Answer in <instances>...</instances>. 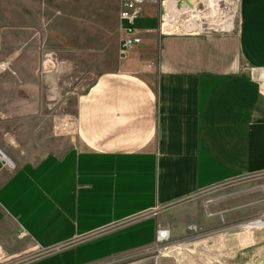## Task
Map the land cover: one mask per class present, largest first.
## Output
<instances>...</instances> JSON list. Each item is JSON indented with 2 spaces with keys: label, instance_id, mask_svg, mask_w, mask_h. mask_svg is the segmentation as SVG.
<instances>
[{
  "label": "crops",
  "instance_id": "0c3cea01",
  "mask_svg": "<svg viewBox=\"0 0 264 264\" xmlns=\"http://www.w3.org/2000/svg\"><path fill=\"white\" fill-rule=\"evenodd\" d=\"M112 4L121 41L122 0ZM97 13L92 0H0V56L3 40H98ZM162 13L145 5L142 43L78 98V147L0 164V264L125 258L154 247L159 230L178 238L207 225L208 192L264 172V88L253 76L264 71V0H241L227 35L176 33L167 12L174 24L162 33Z\"/></svg>",
  "mask_w": 264,
  "mask_h": 264
},
{
  "label": "rangeland",
  "instance_id": "374dc122",
  "mask_svg": "<svg viewBox=\"0 0 264 264\" xmlns=\"http://www.w3.org/2000/svg\"><path fill=\"white\" fill-rule=\"evenodd\" d=\"M92 1L98 10V40H18L17 45L15 40H3L0 148L14 161L37 163L49 154L78 147V98L100 74L116 69L123 59L121 41L115 36L112 0ZM172 1L167 0L166 12L181 22ZM206 7L197 1V12L205 23L213 18ZM222 9L218 4L217 13ZM168 15L167 23L174 24ZM233 22L232 28L236 18ZM221 31L210 30L214 35H227ZM202 203L199 211L209 217L207 225L195 221L196 230L103 264H264V228L240 227L258 222L264 214V172L227 182L208 192Z\"/></svg>",
  "mask_w": 264,
  "mask_h": 264
},
{
  "label": "built area",
  "instance_id": "2783aa9c",
  "mask_svg": "<svg viewBox=\"0 0 264 264\" xmlns=\"http://www.w3.org/2000/svg\"><path fill=\"white\" fill-rule=\"evenodd\" d=\"M175 1H176L177 5L182 3L183 4L182 6L188 7L185 0H175ZM229 1H230L231 5L233 6V9H234V20H235V18H237L238 8H239V4H240L241 0H229ZM166 2H167V0H165V1H163V0H122V8H121L120 18H121V21L125 23V26L122 29V31L125 35V38L123 40H121V46H120V55L122 58H125V56L129 52V50H131L135 46L140 45L142 43V40H140L136 36V32H137L136 22L143 15V10H144V7L146 4H148V3H161L162 6L164 7V14L162 13L161 19H160V23H161L160 24V30L162 33H165L163 31V24H164L165 19H166ZM218 4L220 6H222L223 8H225V6H226V5H224V2H219ZM210 30H211V28L205 29L203 31H197V32H186L185 30L181 29L179 32H176V33L194 34V35H203V34L214 35L212 32H210ZM215 31H216V33H219L218 31H221V30L215 29ZM234 31H235V27L230 32L221 31V33L230 34V33H233ZM170 34H175V33H170ZM259 72H261V71H258L256 73L254 72L253 76L256 77L259 80V82L261 83V85L263 86L264 82L261 79H259V77L257 76ZM0 164H1V168H5V167L13 168V166L7 164L6 162H4L1 159H0ZM259 221H264V214L260 217ZM190 230H196V227H193ZM169 240H170V233L168 231L159 230L157 232V243L167 242Z\"/></svg>",
  "mask_w": 264,
  "mask_h": 264
},
{
  "label": "bare ground",
  "instance_id": "6f19581e",
  "mask_svg": "<svg viewBox=\"0 0 264 264\" xmlns=\"http://www.w3.org/2000/svg\"><path fill=\"white\" fill-rule=\"evenodd\" d=\"M191 1L193 3L192 7L177 5L176 11L178 14L175 15L176 16L179 15V17L182 18L181 24L184 27V29L186 30L193 29L192 31L194 30L203 31L205 29L214 28V29H221L225 32H230L233 29L232 23L234 19V9L229 0H202V3H204L205 6L207 5L208 7L207 12L210 14L211 17H213L212 20L206 23L204 22L203 15L201 13H198L196 9L197 1L199 0H191ZM172 2L176 3L175 0ZM219 2H224V5L226 6L222 11H220L221 13L218 14L217 7ZM191 26H197L198 28H192ZM3 70H4L3 67L0 68V71ZM257 76L259 77V79H261L264 82V71L259 72ZM262 87L264 88V83ZM0 159L11 166L14 165V162H12L11 157L6 153V151H4L1 148H0ZM240 227L246 229L264 228V221H258L256 223L251 222ZM177 247H180V245L173 246L172 249H175Z\"/></svg>",
  "mask_w": 264,
  "mask_h": 264
},
{
  "label": "water",
  "instance_id": "95a60500",
  "mask_svg": "<svg viewBox=\"0 0 264 264\" xmlns=\"http://www.w3.org/2000/svg\"><path fill=\"white\" fill-rule=\"evenodd\" d=\"M186 4L189 6V7H192L193 3L191 0H185ZM183 4L180 3L179 6H182Z\"/></svg>",
  "mask_w": 264,
  "mask_h": 264
}]
</instances>
